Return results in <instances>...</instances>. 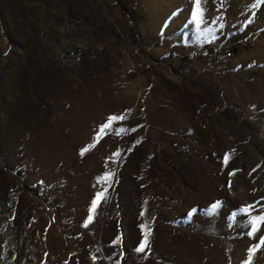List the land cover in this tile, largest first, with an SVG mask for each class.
I'll use <instances>...</instances> for the list:
<instances>
[{
    "label": "rangeland",
    "instance_id": "rangeland-1",
    "mask_svg": "<svg viewBox=\"0 0 264 264\" xmlns=\"http://www.w3.org/2000/svg\"><path fill=\"white\" fill-rule=\"evenodd\" d=\"M259 214L264 0H0V264H244Z\"/></svg>",
    "mask_w": 264,
    "mask_h": 264
},
{
    "label": "snow or ice",
    "instance_id": "snow-or-ice-1",
    "mask_svg": "<svg viewBox=\"0 0 264 264\" xmlns=\"http://www.w3.org/2000/svg\"><path fill=\"white\" fill-rule=\"evenodd\" d=\"M201 3V0H195V4L197 6V8H199V5ZM256 5H253V7H255ZM202 10L200 11L199 13V16L197 14L196 11L193 12V18L197 20V23L199 24L200 23V20L202 19ZM117 119H120V120H123L124 117L121 116V117H110L109 118V122L107 124H105L103 126V128H101V132L104 131L105 128H108L111 123ZM89 147H94V145H90ZM88 151V148H85L84 150H82L81 152V155L84 154V152ZM117 155H119V153H117ZM229 160V156L226 155L224 157V162H225V165H227V162ZM235 173H230V175H234ZM111 177V174H109L106 178H103L105 180L107 179H110ZM100 182V181H98ZM229 187H231V181H229ZM106 191V190H105ZM104 196V192H98L97 195H96V199H94L92 201V211L95 210V208L97 207V203L98 201ZM220 205L219 203H216V204H213L212 205V209L215 210L217 208H219ZM254 206L252 205H249L248 208H252ZM248 208H245V209H242L241 211L245 212V213H248ZM141 215H143V213H141ZM93 219V216L90 214L88 216V222H91ZM88 222L85 223V227L88 226ZM248 225H251V230L247 232V235L250 237V238H255L256 237V234L257 232L260 231V228L262 225H264V214H259V215H254V216H251L250 220L247 222ZM151 235V232L150 230L149 231H145L144 233V238L143 240L141 241L140 243V246L136 249L137 252H140V253H143L145 252L146 249H148L149 247V236ZM116 242H119V238H117V241ZM261 247H264V235H261L259 237V242L254 244L251 248L248 249V257L247 259L244 261V264H251V261H252V257H253V254L259 250Z\"/></svg>",
    "mask_w": 264,
    "mask_h": 264
},
{
    "label": "trees",
    "instance_id": "trees-1",
    "mask_svg": "<svg viewBox=\"0 0 264 264\" xmlns=\"http://www.w3.org/2000/svg\"><path fill=\"white\" fill-rule=\"evenodd\" d=\"M233 49L235 50V49H236V47H233Z\"/></svg>",
    "mask_w": 264,
    "mask_h": 264
}]
</instances>
